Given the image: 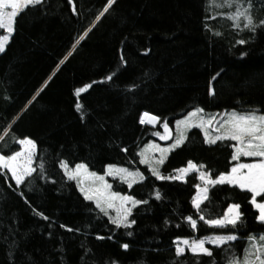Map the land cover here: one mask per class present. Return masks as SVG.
Returning <instances> with one entry per match:
<instances>
[{
  "label": "trees",
  "instance_id": "trees-1",
  "mask_svg": "<svg viewBox=\"0 0 264 264\" xmlns=\"http://www.w3.org/2000/svg\"><path fill=\"white\" fill-rule=\"evenodd\" d=\"M107 4L42 0L28 6L0 52V152L18 151L23 137L37 144L35 171L21 184L0 169V264H230L243 255L249 236L264 234L251 193L227 183L210 187L201 203L205 219L222 216L231 203L244 215L235 229L209 226L191 203L197 172L159 180L139 164L138 150L151 139L170 142L174 122L197 107L264 114V0H251L257 27L242 36L243 44L224 18L235 7L217 6L223 0H114L105 11ZM143 112L158 116L157 124H141ZM232 144L206 143L192 128L162 171L170 174L189 160L213 174L229 171ZM60 160L96 172L108 164L141 169L145 179L130 189L113 180L116 191L147 201L133 208L136 223L113 225L67 178ZM189 215L196 229L184 219ZM232 232L237 240L208 245L211 256L176 255V237Z\"/></svg>",
  "mask_w": 264,
  "mask_h": 264
},
{
  "label": "snow or ice",
  "instance_id": "snow-or-ice-1",
  "mask_svg": "<svg viewBox=\"0 0 264 264\" xmlns=\"http://www.w3.org/2000/svg\"><path fill=\"white\" fill-rule=\"evenodd\" d=\"M42 2V0H0V29H5L7 34L0 35V52L4 51L5 44L9 40L10 34L14 31L15 18L18 16L20 11L28 6H35ZM114 0H108V4L105 6L107 11ZM235 7V12L229 15V18L234 22H238L243 18L246 23L245 28H250L255 31L257 24L254 17L251 15V0H247V7H243V0H223V4L217 5ZM8 9H11L10 11ZM73 11L75 8L73 7ZM103 15V13H101ZM99 19V17H97ZM259 26H264V20L259 21ZM82 38V37H81ZM238 43H245L244 40L238 41ZM243 55V53H242ZM123 59V57H121ZM218 75V74H217ZM111 79V76L107 77ZM215 79V77H213ZM88 85L84 88H77L76 93L83 92ZM214 94V93H213ZM76 108L79 111L81 105L76 104ZM204 112L203 108H195L190 111L183 120H177L178 135L173 145H169L168 148H160L158 145H146L145 149L141 150L139 155L141 157L140 163L145 164L151 171L152 176L159 180H184L188 172L196 169L199 171V180L202 183L194 185L196 193L192 196L191 203L197 210L199 220L204 221L209 226H217L219 228H227L231 225L235 229L238 223L241 221L244 213L240 210L241 205L239 203H231L224 211L222 216H218L215 219H205L201 203L207 200L209 188L215 185H233L239 187L241 190H247L251 193L250 203L258 210V215L255 219L259 222H264V198L259 201L257 197H261L264 194V114H257L255 111L248 112H237L233 110L226 114V119L221 123L214 126L215 116L205 117L199 115ZM83 118V114H82ZM147 118V119H146ZM160 118L155 115H151L148 112H144L140 116V123L153 124ZM200 127L205 136V142L214 144L218 140L230 139L236 143L232 144L231 147L235 149L232 153L231 159L239 161L240 157H259L260 159L253 160L250 163L238 162L231 167L230 171H220L219 174H213L211 170H200L204 169L205 165H197L193 161L189 160L187 167H181L174 169L176 175L165 176L160 171L159 165L164 163L166 154L173 147L181 145L185 138V130L192 127L193 125ZM183 125L181 130L179 126ZM215 127L216 135H210L209 128ZM165 131H168V123L163 124ZM154 135L161 136V139H167L166 135H161L157 132ZM15 142V141H14ZM18 144L22 147L18 151L11 152L10 155H5L0 152V168L8 169L11 172L12 177L15 179L16 184L19 185L26 177L32 175L35 169L32 167L33 157L37 149L36 141L29 138L23 137L18 140ZM149 148L158 149L161 152V156L158 160L153 162V158L147 154ZM127 151V149H124ZM59 166L64 169L65 175L69 180L76 182L79 191L83 194L84 198L88 201H94L96 208L109 218L111 223L117 228L120 227H131L136 223L134 219H130L133 208L141 203H147V201H141L136 199L132 195L123 194L118 191L112 190V185L105 180V176L118 177L121 181L128 183L129 188L138 180L143 181L145 176L139 169L131 171L126 167H119L115 164L106 165L107 171L104 175H98L96 172L88 170V165L85 163H77L74 168H70L66 160H60ZM41 169L44 165L41 163ZM90 178L91 183L86 184L85 180L82 179ZM157 199L161 197L159 191L155 192ZM110 210L115 211V215H111ZM43 216V213H40ZM47 219V217H44ZM190 223L191 228H197V219L189 215L184 217ZM61 227H68L61 225ZM71 231V228H68ZM132 233L129 232L128 235ZM103 239L104 237H98ZM237 235L232 232L229 234H219L213 236H205L199 239H188L182 237H176V255L179 257L185 252V247L193 254H206L213 255L212 249L205 246V242L208 241L217 247L226 244L227 242L237 240ZM259 240L264 242V234H261L258 238L255 236H249V240ZM122 248L128 249L129 245L124 243L121 245ZM254 249V258L248 254L246 250V256L243 264H264V243H254L251 245ZM230 264H238L236 261H231Z\"/></svg>",
  "mask_w": 264,
  "mask_h": 264
},
{
  "label": "rangeland",
  "instance_id": "rangeland-1",
  "mask_svg": "<svg viewBox=\"0 0 264 264\" xmlns=\"http://www.w3.org/2000/svg\"><path fill=\"white\" fill-rule=\"evenodd\" d=\"M9 11L11 10V9H8ZM227 18V19H229V20H231L232 21V23L230 24V26H231V28L232 29H237L238 31H239V33H240V39L239 40H243V37L242 36H244L246 33H249V32H253V30H251L250 28H245L244 27V24L246 23V21L243 19V18H241V20H242V22L239 20L238 22H234L232 19H230L228 16H224V18ZM4 30V33H3V35H5V34H7V32H6V30L5 29H3ZM13 33V32H12ZM11 33V34H12ZM11 34H10V36H11ZM10 36H9V39H10ZM9 41V40H8ZM8 43V42H7ZM6 43V44H7ZM5 44V45H6ZM194 110V109H193ZM193 110H191V111H193ZM233 110H230V111H226V112H217V111H213V112H209V111H205L204 110V112L203 113H201V114H199V115H203V116H205V117H208V116H215V122H214V126L215 125H218L219 123H221L224 119H226V114L227 113H230V112H232ZM190 112V111H189ZM188 112V113H189ZM188 113L187 114H185L184 116H182L181 118H179V119H177V120H183L187 115H188ZM257 114H263V113H259V112H256ZM176 120V121H177ZM176 121L174 122V135H173V137H172V140L170 141V142H168V143H160V142H158V141H156V140H153V139H151V140H149V141H147V142H145L140 148H139V150H138V162H139V164L140 165H143V166H146L147 167V169L150 171V169L148 168V166L147 165H145V164H141L140 163V159H141V157H140V155H139V153H140V151L141 150H143V149H145V146L146 145H152V144H155V145H158L160 148H168V146L169 145H173L174 144V142H175V140H176V138H177V135H178V126H177V124H176ZM157 122V121H156ZM156 122L155 123H153V124H150V125H156ZM146 124H148V123H146ZM210 127L209 128V133H210V135H216V133H215V127ZM179 128L181 129V130H184L183 129V125H181V126H179ZM192 128H197V129H199L201 132H202V134H203V137H204V140H205V136H204V132H203V130L200 128V127H198V126H196L195 124L192 126V127H190V128H187L186 130H185V135H187V132L189 131V130H191ZM19 140V139H18ZM18 140L16 141L17 142V144H18ZM232 141V140H231ZM217 142V141H216ZM233 142V144L234 143H236L235 141H232ZM183 144V143H182ZM19 145V144H18ZM180 146V145H179ZM179 146H175V147H173L170 151H168L167 152V154H166V158H165V160H164V163L166 162V160H167V157H168V155L170 154V152L171 151H173V150H175L176 148H178ZM20 147H22V146H20L19 145V149H20ZM232 151L234 152L235 151V149H233L232 148ZM232 152V153H233ZM147 154L150 156V157H152L153 158V162H155V160H158L159 158H160V156H161V152L158 150V149H152V148H149L148 150H147ZM34 156H35V154H34ZM256 159H260L259 157H243V156H241L240 157V160L239 161H234V164H236V163H238V162H241V163H250V162H252L253 160H256ZM33 160H34V157H33ZM164 163L162 164V165H159V168H160V171L162 172V174L163 175H165V176H168V175H176L177 173H175L174 171L173 172H171L170 174H165V173H163V171H162V167H163V165H164ZM187 164H188V162H187ZM187 164L185 165V166H182V167H187ZM196 164V163H195ZM233 164V165H234ZM198 165V164H197ZM232 165V166H233ZM117 166H119V167H126V168H129L131 171H136L137 169H139V168H130V167H127V166H121V165H117ZM231 166V167H232ZM32 167H33V162H32ZM70 168H74L75 167V165L74 166H69ZM181 168V167H180ZM0 169H2V170H7L8 171V173L10 174V176L12 177V175H11V172L8 170V169H5V168H0ZM88 170L89 171H92L89 167H88ZM140 170V172H142V170L141 169H139ZM200 170H204V169H200ZM230 170H231V168H230ZM229 170V171H230ZM63 171H64V169H63ZM107 171V168L105 167L104 168V170L102 171V172H96V171H92V172H96L98 175H104L105 174V172ZM151 172V171H150ZM191 172H197V174H198V177H199V171L198 170H196V169H193L192 171H190V172H188L187 174H189V173H191ZM65 173V172H64ZM143 173V172H142ZM186 174V175H187ZM186 177V176H185ZM12 179H13V181L16 183V181H15V179L12 177ZM82 179H84L85 180V183L86 184H88V183H91L92 181H91V179L90 178H88V179H85L84 177H82ZM114 179H117V180H119L120 182H123V183H125L126 185H127V187L129 188V186H128V183H126V182H124V181H121L118 177H112V176H105V180H107L108 181V183H110L111 185H112V190L113 191H116L114 188H113V180ZM74 181V180H73ZM75 182V181H74ZM137 182H139V180L137 181ZM136 182V183H137ZM136 183H134V184H136ZM200 183H202L201 181H200ZM75 184H76V182H75ZM133 184V185H134ZM132 185V186H133ZM77 186V185H76ZM78 188V187H77ZM239 188V187H238ZM130 189V188H129ZM78 190H79V188H78ZM247 191V190H246ZM80 192V191H79ZM119 192V191H118ZM81 193V192H80ZM122 193V192H121ZM82 194V193H81ZM123 194H128V195H132L133 196V194L131 193V192H125V193H123ZM82 196H83V194H82ZM84 197V196H83ZM257 199H258V201L260 200L259 199V197H257ZM91 202H93L94 203V201H91ZM95 204V203H94ZM254 208V207H253ZM255 209V208H254ZM256 211H257V214H258V210L257 209H255ZM110 213H111V215H115L116 213H115V211L114 210H110ZM261 235V234H260ZM260 235H258V236H256L257 238L260 236ZM209 236H213V235H209ZM203 238V237H202ZM189 239V238H188ZM254 243H264V242H261V241H259L258 239L257 240H249L248 241V243H247V247H246V249L244 250V252H243V255L239 258V259H237V260H235L236 262H238V264H243V262H244V260H245V256H246V250H247V252H248V254H250V255H252V258H254V249H252V247H251V245L252 244H254ZM208 245H213V244H211L210 242H208V241H206L205 242V246L206 247H208ZM185 247V250H189L188 248H187V246H184ZM190 251V250H189ZM191 252V251H190ZM257 264H258V262H257Z\"/></svg>",
  "mask_w": 264,
  "mask_h": 264
},
{
  "label": "water",
  "instance_id": "water-1",
  "mask_svg": "<svg viewBox=\"0 0 264 264\" xmlns=\"http://www.w3.org/2000/svg\"><path fill=\"white\" fill-rule=\"evenodd\" d=\"M142 114H143V113H142ZM142 114H141V115H142ZM11 124H12V122H8V127L11 126Z\"/></svg>",
  "mask_w": 264,
  "mask_h": 264
},
{
  "label": "bare ground",
  "instance_id": "bare-ground-1",
  "mask_svg": "<svg viewBox=\"0 0 264 264\" xmlns=\"http://www.w3.org/2000/svg\"><path fill=\"white\" fill-rule=\"evenodd\" d=\"M144 113V112H143ZM147 119V118H146Z\"/></svg>",
  "mask_w": 264,
  "mask_h": 264
}]
</instances>
